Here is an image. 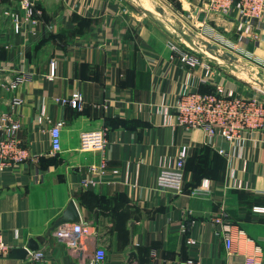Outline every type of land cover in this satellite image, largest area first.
I'll use <instances>...</instances> for the list:
<instances>
[{
    "label": "crops",
    "instance_id": "obj_1",
    "mask_svg": "<svg viewBox=\"0 0 264 264\" xmlns=\"http://www.w3.org/2000/svg\"><path fill=\"white\" fill-rule=\"evenodd\" d=\"M167 1L175 17L180 6L187 14L200 0ZM38 4L36 27L17 33L3 14L16 0H0V141L18 122L15 137L28 151L18 163L0 161V232L14 247L24 246L74 199L90 233L70 247L54 232L37 250L44 258L2 256L0 264H93L99 247L110 264H248V256L264 264V212L254 210L264 207V130L238 143L218 134L209 143L203 129L179 125L174 109L185 90L212 92L221 84L251 94L250 76L207 60L208 68L188 66L168 46L179 38L170 23L141 11L136 0ZM214 16L234 34L239 66L256 70L255 83L263 84L264 20L243 32L236 11ZM22 73L26 81L11 89L9 81ZM76 94L83 97L80 108L56 100ZM57 122L62 150L53 154L50 130ZM100 128L107 129L104 153L82 150L81 133ZM104 155L108 164L99 177L90 168ZM181 155L183 191L158 186L159 174ZM91 179L98 180L85 184ZM205 180L211 190L195 195ZM189 237L197 244H188Z\"/></svg>",
    "mask_w": 264,
    "mask_h": 264
},
{
    "label": "built area",
    "instance_id": "obj_2",
    "mask_svg": "<svg viewBox=\"0 0 264 264\" xmlns=\"http://www.w3.org/2000/svg\"><path fill=\"white\" fill-rule=\"evenodd\" d=\"M39 0H16V7L4 9L3 14L9 17L13 23L15 31L21 32L23 29L35 28L38 24L42 9L39 8ZM203 9L206 11L204 22H199L197 15H188L192 27H205L213 29L210 20L214 15H228L236 11L238 16V29L246 32L252 29L255 22L264 20V0H204ZM189 31V32H188ZM189 35L193 33L190 28L184 29ZM194 34V33H193ZM193 36V35H192ZM252 37H259L258 31L252 32ZM181 38V37H180ZM182 43V44H181ZM168 46L172 52L190 67H209L205 58L199 56L186 40L170 41ZM55 75V62H52L51 77ZM27 79L26 74H16L13 80L9 81L11 89H17ZM257 80L251 78L253 92L251 94L238 93L227 90L224 85L218 84L212 92H200L197 90L182 91L176 100L174 109L176 111V122L187 128H201L207 133L209 143L216 135L220 134L228 141L242 142L248 136L264 130V83L257 86ZM58 102L71 103L74 107L82 106L83 97L76 94L73 99H56ZM22 100L14 99V104L21 103ZM62 122L55 123L51 130L52 152L56 154L62 150ZM2 127V126H0ZM18 122H12L7 126V138L0 141V161L7 165L18 163L28 157V151L24 149L16 139ZM108 145L107 129L84 131L81 133L80 148L85 151L98 150L104 153ZM223 154V149H219ZM185 156L181 155L176 166L164 169L158 176L157 184L163 188H170L176 192H182L185 183ZM108 159L102 156L99 165H92L90 171L97 172L101 177L106 171ZM98 179H91L85 184H95ZM210 182L205 180L203 184L194 190V194L209 192ZM255 211L264 212V207H255ZM228 225H224L226 234V245L231 253L233 238L229 233ZM183 231L186 227L183 226ZM90 233L89 226L79 223H67L55 231L56 237L61 241H66L70 247L82 245V239ZM187 243L197 244V241L189 237ZM14 245L8 243L0 232V257L8 256ZM28 257L32 259L44 258V253L40 251H30ZM106 251L99 247L96 249L93 264H110L107 262ZM248 264H255L254 256L247 257ZM190 264H195L190 261Z\"/></svg>",
    "mask_w": 264,
    "mask_h": 264
},
{
    "label": "rangeland",
    "instance_id": "obj_3",
    "mask_svg": "<svg viewBox=\"0 0 264 264\" xmlns=\"http://www.w3.org/2000/svg\"><path fill=\"white\" fill-rule=\"evenodd\" d=\"M136 5L139 6V9L141 11H143L141 8L144 7L148 9L152 15H155V17L157 16L170 23V30L179 37L177 38L178 41H183L185 39L178 32V29L184 31V29L190 28V30L194 33L193 36L189 33V35L193 39V43H190V45L196 51V53L199 54L200 57L205 58L207 61H211L212 63L222 64L226 66L227 69H229L231 72L233 71L232 73L243 77L248 78L250 76V79L252 77L257 79L256 77L259 76L256 74V70H251L247 68V66L246 68L239 66V53L233 43L234 41L231 38L232 35H234L233 32H226L224 29H220V27L215 23L216 21H214L212 18L210 20V24L213 26V29L200 27L201 25H198L199 27H192L191 23L189 22L190 19L186 16V14H184L182 6H180L179 11H177V16L174 17L171 15L172 7L169 5V2L167 0H136ZM192 11L193 10L189 12ZM166 18H169L170 20ZM206 41L213 45H216L217 49L211 48L212 50L210 51L205 44ZM225 53L233 54L238 58L237 61L230 63V61L222 59L218 56V54L223 55Z\"/></svg>",
    "mask_w": 264,
    "mask_h": 264
},
{
    "label": "water",
    "instance_id": "obj_4",
    "mask_svg": "<svg viewBox=\"0 0 264 264\" xmlns=\"http://www.w3.org/2000/svg\"><path fill=\"white\" fill-rule=\"evenodd\" d=\"M204 0H200L196 5L195 9L192 12H188V15H197V19L200 22H203L206 17V11L203 9ZM145 13H149L150 11L144 7L141 8ZM178 32L185 38L189 43H193V39L190 35L185 33L183 30L178 29ZM193 35V33H191ZM208 49L211 51L213 49H217L216 45H213L206 41L205 43ZM218 56L222 59L228 60L230 62L237 61V57L231 53H225L223 55ZM81 222V214L79 212L77 203L74 199H71L62 213L54 220L53 224L47 229L44 235H39L29 239L28 243L24 246L14 247L10 254L9 258L14 259H26L29 255L30 251H37L41 243L46 242L47 238L50 237L58 228L67 224V223H79Z\"/></svg>",
    "mask_w": 264,
    "mask_h": 264
},
{
    "label": "bare ground",
    "instance_id": "obj_5",
    "mask_svg": "<svg viewBox=\"0 0 264 264\" xmlns=\"http://www.w3.org/2000/svg\"><path fill=\"white\" fill-rule=\"evenodd\" d=\"M185 40V39H184ZM188 42V41H187Z\"/></svg>",
    "mask_w": 264,
    "mask_h": 264
}]
</instances>
